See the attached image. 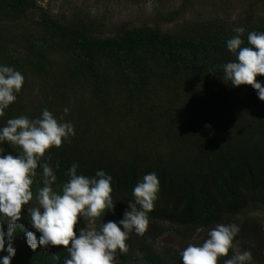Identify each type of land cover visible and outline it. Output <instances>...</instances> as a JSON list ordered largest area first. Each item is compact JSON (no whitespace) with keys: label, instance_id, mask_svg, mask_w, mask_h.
I'll use <instances>...</instances> for the list:
<instances>
[{"label":"trees","instance_id":"1","mask_svg":"<svg viewBox=\"0 0 264 264\" xmlns=\"http://www.w3.org/2000/svg\"><path fill=\"white\" fill-rule=\"evenodd\" d=\"M234 27L245 28L242 46H250L247 34L264 32V15L188 22L173 33L120 27L101 37V26L86 17L53 16L36 0H0V66L25 78L0 128L21 115L38 118L45 108L74 125L70 142L50 148L41 160L51 156L53 190L62 194L74 162L78 175L94 177L99 170L110 175L114 209L95 220L99 230L123 218L144 175L157 174L148 229L143 236L129 234V251L117 253L115 264H182L173 247L156 248L162 224L175 227L181 242L202 245L216 225L250 206H264V101L251 86L233 87L223 79L222 66L235 59L226 47ZM256 79L264 86V76ZM20 153L18 146L0 142V155ZM36 172L33 199L15 225L10 264H63L68 257L63 246L32 251L26 242L29 231L40 236L27 211L38 206L35 197L43 186L42 170ZM238 226L234 240L247 239L246 249L258 255L261 226L249 221ZM3 230L7 248V224ZM204 230L209 231L191 241ZM55 253L60 260L52 258ZM7 254L0 252V258ZM232 255L230 250L218 264Z\"/></svg>","mask_w":264,"mask_h":264},{"label":"clouds","instance_id":"2","mask_svg":"<svg viewBox=\"0 0 264 264\" xmlns=\"http://www.w3.org/2000/svg\"><path fill=\"white\" fill-rule=\"evenodd\" d=\"M236 19L235 16L232 17ZM233 35L226 41L227 50L235 59L222 66L224 81H230L233 87L251 86L261 101H264V86L257 81V76H264V32L251 31L247 34V43L242 39L245 28L234 27ZM24 76L9 66H0V117L16 101L17 94L24 84ZM69 109L63 110L64 114ZM46 108L40 117L30 119L21 115L6 121L0 128V142L16 145L21 149L19 155H0V252L7 255L0 258V264H10L15 256L12 237L17 221L21 219L22 208L33 199V178L37 168L42 170V187L38 189L36 201L38 206L27 209L31 225L40 233H26L28 247L35 251L38 246H63L68 257L63 264H115L117 253L124 255L129 251L126 241L129 234L135 232L143 236L148 229V213L154 210L158 198L159 180L155 172L144 175L133 189L135 202L127 204L123 218L118 222L102 223L95 227L75 229L83 217L93 223L107 211L114 209L110 175L103 170L94 177L78 175L79 165L73 163L65 173L68 181L61 186V193L53 190L57 176L51 165V156L42 158L52 147L59 148L65 140L75 135L71 122H62ZM59 168V163L55 166ZM139 206V208L137 207ZM41 209L43 211H41ZM8 225V244L5 248L3 225ZM239 226L233 223L218 224L207 233L202 245L188 244L179 255L182 264H218L221 257H226L231 249L237 248L234 238ZM54 260H60L58 253ZM252 260L250 251L236 250L224 264H248Z\"/></svg>","mask_w":264,"mask_h":264},{"label":"rangeland","instance_id":"3","mask_svg":"<svg viewBox=\"0 0 264 264\" xmlns=\"http://www.w3.org/2000/svg\"><path fill=\"white\" fill-rule=\"evenodd\" d=\"M53 16L77 14L82 18H88L96 25H100L99 36H113L120 27H149L158 28L161 31L173 33L188 22H201L209 19H221L232 21L239 20L247 14L256 16L264 15V0H189L183 3L182 0H36ZM175 14L173 20L167 19ZM256 222L261 227V239L257 246H260L258 255H254L249 248L247 239L236 238L233 243L237 248L231 249L250 251L252 260L248 264H264V206H250L245 213L229 220L225 224H242L244 222ZM85 227L97 226L95 222L81 217L76 226V231ZM164 233L156 240V248L163 250L173 247L182 251L188 243L181 242L178 238L177 229L168 224H162ZM98 230V229H97ZM209 230L199 231L191 241H197L200 236Z\"/></svg>","mask_w":264,"mask_h":264}]
</instances>
